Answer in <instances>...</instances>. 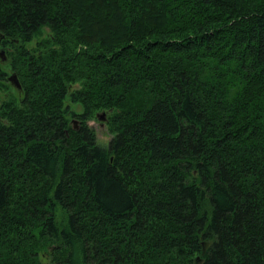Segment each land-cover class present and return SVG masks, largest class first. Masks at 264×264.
Wrapping results in <instances>:
<instances>
[{
    "label": "trees",
    "instance_id": "16d2710c",
    "mask_svg": "<svg viewBox=\"0 0 264 264\" xmlns=\"http://www.w3.org/2000/svg\"><path fill=\"white\" fill-rule=\"evenodd\" d=\"M1 49L0 264H264V0H0Z\"/></svg>",
    "mask_w": 264,
    "mask_h": 264
},
{
    "label": "rangeland",
    "instance_id": "374dc122",
    "mask_svg": "<svg viewBox=\"0 0 264 264\" xmlns=\"http://www.w3.org/2000/svg\"><path fill=\"white\" fill-rule=\"evenodd\" d=\"M74 106L77 109H80L81 105L79 103H75ZM89 123H91L95 128L98 135V139L102 143H108V140L112 134V132L108 129L107 124L101 120L98 115L96 117H91L88 119Z\"/></svg>",
    "mask_w": 264,
    "mask_h": 264
},
{
    "label": "water",
    "instance_id": "95a60500",
    "mask_svg": "<svg viewBox=\"0 0 264 264\" xmlns=\"http://www.w3.org/2000/svg\"><path fill=\"white\" fill-rule=\"evenodd\" d=\"M0 53H4V49L0 50ZM10 80L16 85V86H21V81L15 71L9 74ZM97 115L99 118H105L106 117V111L105 110H100L97 112ZM74 121H77L76 118H73ZM76 125V124H75Z\"/></svg>",
    "mask_w": 264,
    "mask_h": 264
}]
</instances>
